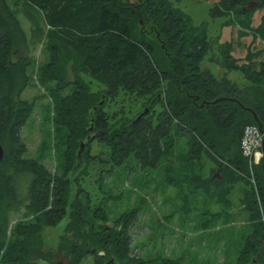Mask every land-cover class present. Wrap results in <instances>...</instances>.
<instances>
[{
  "label": "trees",
  "instance_id": "16d2710c",
  "mask_svg": "<svg viewBox=\"0 0 264 264\" xmlns=\"http://www.w3.org/2000/svg\"><path fill=\"white\" fill-rule=\"evenodd\" d=\"M25 1L38 8L44 20L30 37L7 0H0V145L4 151L0 160V264H37L29 260L34 237L44 226H54L63 218H68L65 233L73 238L64 239L60 247L69 256V264H80L87 255H93L95 264H108L111 259L110 264H195L161 255H131L128 233L136 209L121 213L114 225L109 224L104 197L93 201L80 176L74 179L77 191L71 196L67 175L79 166L73 168L74 160L80 163L76 147L90 133L91 120L96 131L91 138L108 148L106 160L100 162L109 168H100V177L103 171L132 169L133 164L138 170L157 168L173 155L174 135L186 138L187 152L179 158L183 169L209 156L219 174L197 177L210 187L217 203L225 202L221 212L210 217L244 216L250 221L233 264H264V173L260 164L255 166L256 182L251 184L248 161L240 148L246 125L259 123L264 128V62L258 65L248 57L238 65L230 44L224 45L219 50L223 66L240 71L247 81L238 85L225 76L217 79L201 65L210 48L203 28L199 26L202 33L187 27V18L168 0ZM249 2L252 8L247 7ZM258 9H264V0H217L208 14L212 19L228 18L225 26L235 23L249 28ZM147 25L152 38L144 29ZM259 26L257 31L264 30V15ZM42 42L52 59L39 68L38 79L55 100V123L67 130L61 174L26 157L21 137L33 105L18 94L29 83L32 50ZM69 60L72 71L85 73L102 88L91 91L78 75L66 80L61 65ZM70 86V93L58 97ZM124 97L130 103L127 108L119 105ZM145 108L147 113L140 115ZM95 158L88 150L84 154L87 161ZM236 182H242L245 189L240 207L233 211L225 195ZM21 208L32 219L17 222L8 233L10 215Z\"/></svg>",
  "mask_w": 264,
  "mask_h": 264
},
{
  "label": "rangeland",
  "instance_id": "374dc122",
  "mask_svg": "<svg viewBox=\"0 0 264 264\" xmlns=\"http://www.w3.org/2000/svg\"><path fill=\"white\" fill-rule=\"evenodd\" d=\"M216 1L168 0L184 18H187L189 22L187 27H196L201 32L204 30L207 35L210 48L201 63L202 67L209 68L217 79L226 76L238 85L245 84L247 80L240 71L219 69L224 65L223 59L219 57V50L222 46L226 48L224 45L230 44L238 65L245 64L248 57L258 65L264 62V30H256L261 27L259 25L264 9H258L253 13L249 28H243L235 23L225 26L224 22L228 18L212 19L208 14ZM7 2L29 37L33 28L44 24L41 11L25 0ZM199 26L203 30L199 29ZM144 29L152 38L153 33L150 32L148 25ZM31 56L29 83L18 94V98L33 105L32 113L21 130V137L27 148L25 156L42 162L51 173L61 174L63 155L67 146V130L55 123V100L48 88L38 79L39 68L51 61L52 53L45 42H42L32 50ZM61 68L66 80H73L75 75H78L80 79L89 83L91 91H99L102 88L85 73L72 71L70 60L63 63ZM72 89L73 87H68L60 92L58 97L70 93ZM121 97L122 94L119 101ZM124 99L125 101L119 105L124 104L127 108L130 103L126 97ZM119 105L115 106V109L119 108ZM159 108L158 104L155 105L156 110ZM90 126H92L90 133L80 140L86 143L80 154V163L74 160L73 168L79 166L67 175L71 182V196L77 191L74 179L80 176L82 186L89 191L93 201L97 197H104V209L108 213L109 224L114 225L113 220L121 213L136 209L137 217L130 225L128 233L131 255H140L143 258L161 255L182 258L185 263L195 264L234 263L237 250L250 227V221L244 216L220 215L218 219L210 217V214L216 215L221 212L225 202L220 200L217 203L212 197L210 187L202 184L197 176L204 179L210 174L217 176L219 172L215 161L203 155L200 162L183 169L184 164L179 158L187 152L186 138L174 135L173 155L169 160L163 159L157 168L138 170L133 164L132 169L117 167L110 174L103 171L100 177L98 170L109 168L108 163L100 162L106 160L108 148L95 137L91 138L96 133L92 120ZM78 145L76 152L79 150ZM87 150L90 156L97 158L85 160L84 154ZM184 172L189 177H184ZM240 175L243 176V173L240 172ZM244 189L245 185L242 182H236L229 195H225L230 199L233 211L240 207ZM232 208L229 210L232 211ZM31 219L32 215L26 214L21 208L10 215L7 232L9 233L17 222H27ZM67 222L68 218H63L54 226H44L34 237L33 252H30L29 260L41 264L39 258H43L54 264H69V256L65 255V250L60 249L65 243L64 239L66 242L73 239L72 234L65 233ZM80 264H95L93 255H87Z\"/></svg>",
  "mask_w": 264,
  "mask_h": 264
},
{
  "label": "built area",
  "instance_id": "2783aa9c",
  "mask_svg": "<svg viewBox=\"0 0 264 264\" xmlns=\"http://www.w3.org/2000/svg\"><path fill=\"white\" fill-rule=\"evenodd\" d=\"M263 134L257 125H246L241 133L240 148L243 156L247 158L249 180L255 185L254 167L260 164L262 157L261 140Z\"/></svg>",
  "mask_w": 264,
  "mask_h": 264
},
{
  "label": "water",
  "instance_id": "95a60500",
  "mask_svg": "<svg viewBox=\"0 0 264 264\" xmlns=\"http://www.w3.org/2000/svg\"><path fill=\"white\" fill-rule=\"evenodd\" d=\"M252 6H253V2H249L248 4H247V7L248 8H252ZM147 111H148V109L147 108H145L144 109V111L140 114V115H142V114H145V113H147ZM139 115V116H140ZM255 116V115H254ZM258 127H259V130H260V132L263 134V136H262V140H261V153H262V157H261V160H260V167H261V169H262V171H263V173H264V128L261 126V124H259L258 123ZM89 130H91L92 129V126H90L89 128H88ZM83 148H84V143L83 142H81L80 143V148H79V150H78V152H77V157L80 159V154H81V151L83 150ZM3 148H2V146L0 145V160H1V158H2V156H3ZM263 245V244H262ZM93 251H95V249H93ZM100 254H102L103 252H99ZM110 262H113V259H111L109 262H108V264H110Z\"/></svg>",
  "mask_w": 264,
  "mask_h": 264
},
{
  "label": "crops",
  "instance_id": "0c3cea01",
  "mask_svg": "<svg viewBox=\"0 0 264 264\" xmlns=\"http://www.w3.org/2000/svg\"><path fill=\"white\" fill-rule=\"evenodd\" d=\"M234 54H235V53H234V51L232 50V51H231V55H232L233 57H234ZM203 68H207V67H203ZM208 69H209V68H208ZM219 69L221 70V69H226V68H225L224 66H223V67L220 66ZM226 70H227V69H226ZM227 71H228V70H227ZM222 77H223V76H222ZM222 77H221V78H222ZM225 77H226V76H225ZM231 81H232V80H231Z\"/></svg>",
  "mask_w": 264,
  "mask_h": 264
}]
</instances>
